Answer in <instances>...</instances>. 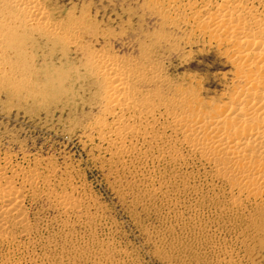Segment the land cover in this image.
<instances>
[{"label": "rangeland", "instance_id": "obj_1", "mask_svg": "<svg viewBox=\"0 0 264 264\" xmlns=\"http://www.w3.org/2000/svg\"><path fill=\"white\" fill-rule=\"evenodd\" d=\"M206 2L37 0L43 16L29 17L0 0V158L36 173L33 185L14 175L28 229L0 239V264H264V215L233 204L187 147L167 152L180 138L167 113L231 76L188 19ZM102 60L122 73L129 108L109 101ZM115 122L139 129L125 137L135 153L99 133Z\"/></svg>", "mask_w": 264, "mask_h": 264}, {"label": "bare ground", "instance_id": "obj_2", "mask_svg": "<svg viewBox=\"0 0 264 264\" xmlns=\"http://www.w3.org/2000/svg\"><path fill=\"white\" fill-rule=\"evenodd\" d=\"M12 1L29 17L43 16V11L36 6L37 0ZM190 17L198 32L206 38V46L217 49L219 54L228 58L231 76L223 91L209 99L200 97V90L193 86L194 90L185 92L180 101L184 109L182 114L167 113L169 129L180 137L169 143L167 152L172 158L180 159L185 154L181 147H187L190 153L210 165L216 179L230 187L233 204L242 207L248 202L258 214L264 215V0H207L200 10L192 11L188 19ZM188 23L192 25L189 20ZM47 27L43 24L41 29L46 30ZM101 63L102 73L113 84L109 101L121 108H129L130 102L125 96L127 86L119 68L110 60H102ZM121 124L101 125L99 133L107 139L116 136L113 145L135 153L136 147L128 146L125 137L139 129L130 127L128 130ZM19 173L27 184H34V171L13 165L10 159L0 158L2 240L9 241L16 230L28 229L24 193L22 187H17L14 182V175ZM74 199L77 197L58 200L66 211L73 207ZM238 208L236 206L235 210Z\"/></svg>", "mask_w": 264, "mask_h": 264}]
</instances>
